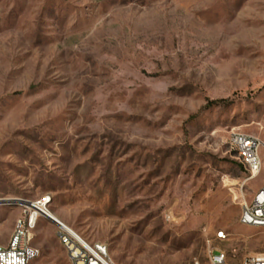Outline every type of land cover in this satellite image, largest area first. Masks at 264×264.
Here are the masks:
<instances>
[{
	"label": "rangeland",
	"instance_id": "374dc122",
	"mask_svg": "<svg viewBox=\"0 0 264 264\" xmlns=\"http://www.w3.org/2000/svg\"><path fill=\"white\" fill-rule=\"evenodd\" d=\"M232 132L264 140V0H0V244L46 198L117 263L240 264L264 166ZM59 229L30 264H71Z\"/></svg>",
	"mask_w": 264,
	"mask_h": 264
},
{
	"label": "built area",
	"instance_id": "2783aa9c",
	"mask_svg": "<svg viewBox=\"0 0 264 264\" xmlns=\"http://www.w3.org/2000/svg\"><path fill=\"white\" fill-rule=\"evenodd\" d=\"M229 143L235 149L243 167L249 172V179L257 176L264 166V140L244 132H232ZM38 217H33L32 211H25L17 219L7 245L0 244V264H30L40 256V249L32 244ZM240 222L252 227H264V185L249 201L244 199ZM61 224L57 235L71 264H120L111 258L105 244L89 243L78 233ZM218 237L226 238V235L219 232ZM209 258L212 264H229L228 254L220 249H211ZM240 264H264V252L248 255Z\"/></svg>",
	"mask_w": 264,
	"mask_h": 264
},
{
	"label": "bare ground",
	"instance_id": "6f19581e",
	"mask_svg": "<svg viewBox=\"0 0 264 264\" xmlns=\"http://www.w3.org/2000/svg\"><path fill=\"white\" fill-rule=\"evenodd\" d=\"M16 201V200H15ZM25 205V204H24ZM48 205V200L46 198H43L39 201L36 202H30L27 204V207L32 211L33 217L35 216H40V215H45L49 219H56L59 222H61V226L63 227H68L65 223H63L54 213L48 210L47 208ZM60 226V225H59ZM70 228V227H68ZM71 229V228H70ZM74 231V230H73ZM75 232V231H74Z\"/></svg>",
	"mask_w": 264,
	"mask_h": 264
},
{
	"label": "water",
	"instance_id": "95a60500",
	"mask_svg": "<svg viewBox=\"0 0 264 264\" xmlns=\"http://www.w3.org/2000/svg\"><path fill=\"white\" fill-rule=\"evenodd\" d=\"M52 220H54L55 222H57L58 224H61V222H59L58 220H56V219H52Z\"/></svg>",
	"mask_w": 264,
	"mask_h": 264
}]
</instances>
